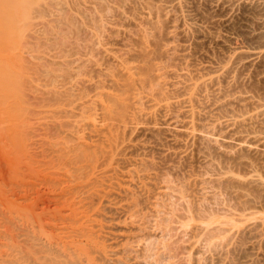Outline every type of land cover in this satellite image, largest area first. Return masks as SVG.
Here are the masks:
<instances>
[{"label": "bare ground", "instance_id": "bare-ground-1", "mask_svg": "<svg viewBox=\"0 0 264 264\" xmlns=\"http://www.w3.org/2000/svg\"><path fill=\"white\" fill-rule=\"evenodd\" d=\"M3 1L0 2V11L5 7L3 4L8 5L6 1L9 2ZM17 1L13 0V3L17 4ZM20 3L21 0L18 5ZM161 4L166 14L171 10L177 12V28L183 42L174 43L172 47L167 44L155 47L147 45L146 54L141 60L130 61L129 56L135 49L119 48L110 44L103 39V31H96V28L92 27L94 25L89 24L84 28V35H88L96 45L92 51L103 53L111 63L103 69L94 52L83 54L82 61L98 67L100 74L93 78L86 74L87 70L79 71L73 75L75 80L69 87H64L65 83L63 89L59 86L62 89L59 93L55 91L59 95V100L56 99L59 102V106H56L59 108L54 107V104L44 105L43 109L39 110L46 115L44 128L41 129L45 135L44 140L47 138L52 141L57 135L63 140V146L46 147L37 151V144L42 142L34 143V140L38 139V134L39 137L43 135L42 131L35 130L34 125H31V116L39 111L22 105L23 102L20 103L18 99L20 93H15L14 89L15 97L18 98L12 100L13 97H10L13 92L10 93L7 89L5 92L4 86L1 87L4 90L0 88V99L3 100V95L4 100L6 97L9 99L7 103L0 101V113L4 114L0 115V148H8V155L13 156L11 160L26 157L27 163L21 158L17 161L27 164L31 174L35 172L39 175L38 171H41V175L43 173V178L39 179L41 181H37L39 184L33 183L31 192L28 191L31 199L27 198L31 202L28 200L30 204L23 207L28 206V210H24L28 211L24 222H14L16 225L9 230H0V264H139L138 260H135L137 255L133 257L130 253L144 239L142 235L146 232H139L146 227L143 226L147 223L143 222L147 216L145 210L158 205L160 207L161 200L167 197L168 190L171 189L178 193V199L184 204L196 200L197 195L189 190L186 193V190H178L180 187L176 185L175 188L169 180H162L159 176L160 171L156 170L158 166H153L156 161L151 153L154 148L152 139L156 137L157 132L161 131L162 136L155 141L163 146L168 144L161 152L178 158L191 148L197 132V121L201 118L209 119L216 126L248 127L224 136L229 144L228 148L243 147L246 143L251 147L264 142V127L257 129L254 126L264 115V96L236 86L239 80L249 78V70L256 66L260 59L264 60V41L257 44L255 40H245L240 44L227 40L226 37L218 38L217 43L225 47L222 54L208 48L201 49L200 43L196 42L197 37L205 38L209 33L198 17L201 4L213 10L217 6L227 12H232L241 4L244 5L243 8L254 9L258 14L253 21L254 27L246 28V32L251 39L263 36L264 0H161ZM3 9L9 10L8 7ZM135 15V18L140 20L144 12L140 11ZM103 21L102 23L107 24ZM140 23L139 31L142 32V38H146V29ZM78 59H81L80 56ZM65 62L64 59H61V63L59 61L60 64ZM259 75L264 79V69ZM2 76L3 74H0V86L7 79ZM30 79L32 77H29L28 81ZM30 82L31 80L28 83ZM32 83L36 86L34 81L29 85ZM34 86H31V91ZM87 86L90 87L89 90H86ZM31 87L28 86V89ZM20 98L22 99L21 96ZM236 105L238 108H235ZM30 107L32 108L31 105ZM52 107L56 108V113H64L63 115L60 112L63 119L58 114L54 117L55 111ZM210 107L216 111L211 112ZM34 111L37 112L29 116V113ZM230 135H235L236 138ZM232 141L236 143L232 144ZM29 144H36L33 147L37 148ZM27 145L31 148H27ZM21 148L24 152L26 150L27 156L20 151ZM17 151L24 155L21 156ZM248 166L250 169L248 168L249 174L246 177H241L234 170L223 169L224 171L202 178L201 184L204 185H201L200 197L197 199L203 202L204 197L207 195L208 199L209 194L213 200H222V205H219V202L217 204L222 208L220 210L223 217L214 223L215 225H203L195 215L189 216V222L186 226L183 225L184 233L189 234L185 247L187 251H192L195 245L203 241L201 238L204 236L208 253H214L215 250V253L219 252L218 264H226L235 258L244 261V264H264V208L260 198V192H264V177L256 173L257 170L252 164ZM18 168L15 167V170ZM10 170L12 175L16 174ZM23 172L25 170L21 173ZM38 175L36 177L40 176ZM194 176L191 174L188 179L190 184L194 182L196 185L198 176ZM34 180L36 181V178ZM30 183L31 180L29 185ZM47 194H52L53 197L50 198L53 203L50 198L48 202L54 206L43 204L44 207H38L37 202L41 203V196L45 197ZM223 196L236 199L235 207L228 204L230 200L221 199ZM41 200L45 201L42 198ZM16 209L13 208L14 211ZM53 211L57 212L54 214ZM49 212L53 213L47 214ZM186 214L188 216L189 213ZM12 223L10 222L11 225ZM146 235L151 237L149 233ZM188 253L191 254L190 251ZM188 256H185L187 258H184V264H193L191 255ZM206 258L209 264H213L211 255ZM196 263L201 262L197 260Z\"/></svg>", "mask_w": 264, "mask_h": 264}, {"label": "rangeland", "instance_id": "rangeland-1", "mask_svg": "<svg viewBox=\"0 0 264 264\" xmlns=\"http://www.w3.org/2000/svg\"><path fill=\"white\" fill-rule=\"evenodd\" d=\"M1 1L4 2L3 0H0V2ZM16 1L17 0H14V2ZM6 2L8 3V5L4 3L3 6L5 5V7H8L9 8L8 11L11 13H8L7 10L3 9L5 7L2 8L3 11L2 10L0 11L2 13L4 12L3 14H0V67H1L0 74L1 75L3 74L4 78L5 79L7 78L9 81L6 79L2 83L0 88L4 86L5 90L2 88L1 89L4 90L5 92L7 89V91H10V93L13 92L14 90L15 93L18 94L20 93L19 95L22 97V99L20 98V96L19 98L16 96L19 99L20 103L23 102L22 105L25 104L24 105L25 107H29L30 109L37 111L43 109L42 107H44V105L53 106L55 104L54 107L59 108L57 107L59 106L57 104L59 103L58 102L59 95L57 94V92L63 89L62 86L65 83L66 86L64 85V87H69V85L72 84L75 80L73 75L78 74L79 71L86 72L87 70L86 74L92 76L93 78L97 77L100 74V71H98L99 70L98 67L95 68L96 66L90 64L87 65L85 61H82V58H84L83 54L85 53L90 54L91 52L93 53L94 51L92 50H94L93 48L96 46L92 43L93 40L88 35L87 37L86 35H84V28L87 27V25L89 24L90 26L94 25L92 27H95L96 31L97 30L98 32L103 31L101 34L102 36L104 35L103 36L104 38L103 37L102 38L105 39V41L109 42L110 44L112 43L113 45L119 48H123V47L134 48L135 52L129 56L130 61L141 60L142 58H144L146 54L145 51L147 45L151 47H155L158 46L159 44L160 45L167 44L168 46L172 47L174 43L177 44L183 42V38L180 33V30L177 28L178 27L177 12H175V10H171L169 11V13L167 12L168 14H166V12L163 10L161 0L160 1L159 0H21V3L19 5L18 2H20V0L17 1V4L13 3V0H9V2L8 1ZM12 4L15 7H13ZM241 5L236 6L235 7L236 9L234 8L232 12L231 11L227 12V10L221 9L219 7L217 8V6L214 7L213 10V8H210L205 4H201L198 17L203 21L204 25L206 26L209 32L207 34V37L205 38H198V37L196 38L197 39L196 42L198 41L200 43L201 49L208 48L217 54H222L225 51V47L222 46L221 44H218L217 40L218 38H223V37L224 38L226 37L227 40H231L234 41L235 43H240V44L245 42V40L247 41L255 40V43L257 44L263 43L264 34L263 36L261 35V37L259 36L260 38L255 37L251 39L248 33L246 32V28L251 26L254 27L253 21L255 17L258 15L257 12L254 9H250V8L247 9V7L243 8L244 5L243 6ZM140 11L144 12V16L140 19L141 21L135 18L136 16L135 14ZM6 13H8V16ZM103 20H105V22H107L108 25L106 23H102L104 22ZM139 23L141 24V26H143L146 29L148 37L142 38L143 35L142 32L139 31L140 29ZM146 39H147L146 43L148 44L145 43ZM94 53H95V58L98 59V62H101L100 65L101 67L103 66V69L107 68L110 65L111 61L107 57H105L103 53L101 52L100 53L94 52ZM79 56L81 59H78ZM61 59H64L66 61L65 64L64 63L60 64ZM261 60L262 59H260V61H258L255 64L256 66L252 67L249 70V75H250L248 76L249 78L241 79L238 81L236 85L237 88L245 89V90H253L264 96V79L262 76H260L261 74L259 75L260 71L264 69V60L262 61ZM3 61H5V63ZM19 65L20 67H18ZM4 72H7L8 74L7 73L4 74ZM28 75H30L29 76L30 78L32 77V79L30 80L31 82L34 81V84L36 86H34L33 83L32 85H29L31 82L28 83L30 81V80L28 81L29 78ZM70 76L72 77L73 80H71ZM69 80L71 81L70 83ZM53 82L55 83V85ZM60 85L62 89L59 88ZM28 86L30 87L34 86L33 91H31L32 90L31 87L29 88L31 91L30 92ZM113 88H115V86ZM89 89L90 87L87 86L86 90ZM55 91L57 92L55 93ZM48 93L51 95H49ZM15 95L16 94H14L13 92L10 98L13 97L12 100L16 99ZM3 97L4 95L2 96V99L4 100L5 97L4 98ZM6 99L4 100L5 103H7L9 100L7 97ZM3 100L0 99L1 102ZM26 103H29L28 104L29 106ZM30 105L32 106V108L30 107ZM54 107H52L53 110L56 109ZM235 108H238L237 105L235 106ZM209 110L211 112L216 111L212 107H210ZM37 111L29 113V116L30 114L33 115V113H36ZM57 112L60 113L62 111H57ZM54 113H55L54 117L58 115L60 117L61 115V118L63 119L62 117L63 112L59 114L56 113L55 111ZM2 114L3 113H0V115ZM36 114H34V116H31L33 118V119L31 118L32 121L31 125L32 126L34 125L33 127H35V130L37 129V131L39 130L42 131V135H43L40 137L39 134L37 136L35 135L36 138L38 139L34 137L37 140V141L34 140L35 141L34 143L36 142L40 143V141L42 142L41 144H37L38 148L35 147L36 144H33L35 145L34 147L37 148V151H40L41 148H46V147L59 148L63 146L62 145L63 140H61V138L58 137L57 135H56L57 138L56 136L54 137V135H53L54 139H52L53 137L49 138L50 140L52 139V141H48L47 138H45L46 140H44L45 135L43 134V130L41 129L44 128L43 125L46 121L45 119L46 115L44 113H41L40 111ZM38 115H40L41 117ZM254 126L257 129H259V127L261 126L264 127V115L261 116L260 120H258V122L254 124ZM5 128H7V124ZM247 128L248 127L246 126H242V127L239 126L224 127L223 125L216 126L209 119L201 118L200 120L197 121V132L190 146L191 148H189L187 150L188 152H186L185 155L181 156V158L164 155L165 153L163 154V152L161 151L164 148H166L168 144L165 143L163 146L160 143H157L158 141L157 140L155 141V139L160 138L162 136V133L161 131L156 133L155 135L156 137L153 138L154 140L152 139V141L154 142V144L152 143L154 148H152L153 152L151 151V153H153L155 159L154 161H156L154 163L155 165L153 166L154 167L158 166L156 167V170H158V172L160 171L159 176L161 177L162 180L163 179L169 180L175 188H177L176 185L180 187L178 190L181 191L186 190L185 193L188 192L189 190L190 193L194 192L198 196L195 195L196 200H192L190 201V203L184 204L182 201L178 199V195H177L178 193H176V191H173L171 189L173 192L171 193V190H168V195L167 197L165 196L161 200L162 203H160V207H158L159 206L158 205L157 207L153 208L154 210L153 209H146L147 211L145 210V214L147 216L144 215L146 216L144 220L145 219L146 220L145 221L143 220V222H147V223H144L143 226L146 227L143 228L144 232L140 231L139 233L144 234L146 232L145 235L149 233L151 237L149 235L143 236L141 234L144 239L141 240V242L138 245H136L133 251L130 253L131 256L133 257L137 255L135 257V260H138L137 262L139 264H184V258H187L185 256H188V254L189 256L191 255V262L193 264H197L196 263L197 260H200L201 263L199 264H207V263L209 264V261L206 258L207 255L208 256L211 255V257H213L212 258L213 264L219 263L218 262L219 261L218 259H220L219 257L220 255H218L219 252L217 251L215 253L216 251L215 250L214 253L213 252H209L210 254L208 253L207 249L205 248L206 246L204 243V238H205L204 236H202L201 238V240H203L202 242L200 241L197 244V246L195 245L192 251L189 250L191 254L188 253L189 251H187L188 249H186L185 247H186V240L188 239L189 234L184 233L183 230L185 229L183 228L184 227L183 225L189 222L190 219L189 216L191 217L194 215L196 219L198 218V222L201 221L200 223H203V225L204 224L207 225L209 223L211 225V223L212 224L217 223V221L222 219L223 217L221 212L222 208H220L221 206H218L217 204L219 202V205H222L221 204L222 200H218V201H216L215 199L213 200V198H210L211 196L209 194H208V199L206 198L207 197L206 195V197H204L205 200L204 199L202 200L204 203L201 202L200 199H197V197H200L199 195L201 193L200 192L201 185L202 186L204 185L201 184V181L204 178H206L208 175L210 176L219 171H224L223 169H231L234 170L235 173H238V175H240L241 177L242 176L246 177L247 174H249V169H250L248 164L249 165L252 164L254 169L256 168L257 170L256 173L264 177V145H263L264 142L263 143L260 142L259 144L254 146L252 145L251 147L250 144L246 143L245 146L243 147L234 148L229 146L228 148L229 144H227L228 142H226V139L224 138L225 135L234 134L236 131L244 130ZM230 136L236 138L235 135H230ZM45 141L52 143L50 144ZM43 142H45L44 146H43ZM231 143L234 144L236 143V141H232ZM33 145L29 144V146L32 147ZM27 148H31V147H28L27 145ZM7 150L8 148L7 149L0 148V212H1L0 230H6V229L9 230L10 227H14L15 223L22 224V222H24V219L26 218L25 217L26 212H28L24 210H28L27 208L28 206H26L25 208L23 207L24 205L27 204L29 205L31 202L29 200L31 199L29 197L31 194L28 193V191H30V188L32 189L34 185L39 184L37 181H41L39 180L40 177L43 178L42 177L43 173L41 175V171H38L40 176L38 174H35V172H33L34 174L32 173L33 175L31 174L30 172L31 170L29 171L28 170L29 167H27V164L25 165V163L28 162L26 160V157L25 158H23L24 156L20 157L21 160L22 159L25 160V163L18 162L17 160L20 159L19 157L16 160L15 158L11 160L13 156L10 157L11 154L8 155L9 152ZM20 151L21 152L23 151L25 156L28 155L26 150L24 152V150H22L21 148ZM23 153L22 155H24ZM13 160L14 162L18 163V165L16 163L14 164V162H12ZM19 164L23 170L22 169L19 170L20 168ZM12 165H14L16 168L19 167L18 169H16L17 171L15 170V167ZM216 165L219 167H217ZM213 166L214 167L216 166V168H214ZM225 166H228V168ZM10 169L13 172L15 171L16 174L12 175L9 172ZM211 169L213 170V172ZM21 170L22 171L25 170V172L21 173L22 172ZM27 170L28 173H26ZM190 173L193 174V176L197 175L198 176L197 180L200 181V183L196 180L197 181L196 185L194 182L193 184L192 183L190 184L191 181L190 179H188V177L190 178L191 175ZM9 174L11 175L9 176ZM37 175L39 177H36ZM27 176L30 178H28ZM5 177H7L8 180ZM32 178L33 180L34 178H36V181L34 180L36 183L33 182ZM30 180L32 182L30 183L31 185H29ZM41 189L43 188L41 187ZM260 193H261L260 198L262 199V207L264 208V192L261 191ZM50 196H52V194L49 195L47 194L45 197L41 196V198L45 201H42L40 198L41 203L37 202V206L41 207L43 204L44 205L46 204L45 206H48L50 201L51 203H53L51 200L52 198H50ZM27 197H29V199ZM49 198L50 201L48 200ZM221 199H227V198L226 196L225 197L223 196ZM28 200L30 201L29 203L27 202ZM228 200H230L228 203L230 206H234L237 203L235 202L237 201L236 199L231 198V199H227V201ZM36 201H38V198L36 199ZM14 204L16 205V207ZM44 205L42 207H44ZM51 205L54 206V204ZM13 208L14 210L17 208L16 211H14ZM21 209L22 211H20ZM53 212L55 214L57 211L56 212L53 211ZM53 212H49L47 214H52ZM146 212L149 213L147 214ZM187 212L189 213L188 216L186 214ZM20 218L23 220L21 221ZM9 220H11L10 221L11 223L13 222L12 225L10 224V222H8ZM9 224L10 226L8 227ZM263 260L264 259H262V262H264ZM243 262L235 258L227 262L226 264H234V263L244 264Z\"/></svg>", "mask_w": 264, "mask_h": 264}]
</instances>
